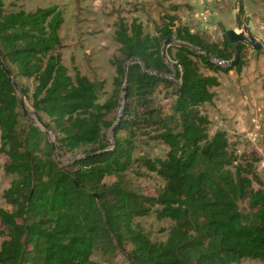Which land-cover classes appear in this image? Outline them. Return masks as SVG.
Listing matches in <instances>:
<instances>
[{"label":"trees","instance_id":"obj_1","mask_svg":"<svg viewBox=\"0 0 264 264\" xmlns=\"http://www.w3.org/2000/svg\"><path fill=\"white\" fill-rule=\"evenodd\" d=\"M6 1L0 0V59L48 124L55 149L36 120L23 114L0 65V153L11 177L3 193L9 208L0 206L7 236L0 264H98L92 259L97 249L116 248L134 264L264 260V182L252 164L237 162L225 130L209 134L210 119L202 110L213 102L218 72L241 74L245 43L239 42V61L230 66L225 64L232 58L226 31L221 42H210L176 25L174 16H167L155 34L144 32L136 19L130 24L119 19L114 87L99 103L101 84L77 68L71 75L62 62L64 17L58 6L7 11ZM166 38L202 51L169 45V64L161 54ZM19 77L35 80L31 96ZM160 88L174 96L172 122L155 105ZM114 125L109 143L107 132ZM138 135L165 144V156L134 159ZM77 150L82 154L68 164L56 159V152ZM135 161L164 181L155 195L122 183ZM113 176L117 180L107 183ZM153 207L159 219L174 222L164 241H151L134 226L135 217Z\"/></svg>","mask_w":264,"mask_h":264},{"label":"rangeland","instance_id":"obj_2","mask_svg":"<svg viewBox=\"0 0 264 264\" xmlns=\"http://www.w3.org/2000/svg\"><path fill=\"white\" fill-rule=\"evenodd\" d=\"M57 5L62 11L64 22L59 29L62 46L58 49L71 75L77 68L98 85L99 103H103L112 93L115 67L113 60L118 55V44L114 31L119 19L128 24L136 19L143 30L155 34L167 16L176 18L175 24L186 26L210 42H221L227 29L240 31L245 23L250 32L264 40V0H243V13L236 18L237 0H7V11L24 9L33 11L37 7ZM243 49L244 67L241 74L233 70L218 72L219 85L214 88L212 103L202 106L210 119L209 134L217 129L225 130L229 149L238 161L252 164L260 179L264 182V52L254 50L248 43ZM174 45V44H171ZM169 64L171 61L169 59ZM228 64V63H225ZM201 71L213 74L205 68ZM18 82L31 96L35 86L32 78L19 77ZM29 110H33L30 100L25 98ZM155 105L161 116L169 122L176 115L172 111L174 96L169 90L160 88L154 96ZM124 101L116 109L120 114ZM35 120L34 116H27ZM49 131V137L53 140ZM109 143L112 142L107 132ZM167 146L162 142L138 135L134 140L132 157L163 158ZM82 154L77 150L70 154H58L61 164H68ZM5 155L0 153V206L9 208L3 199L4 190L9 186L10 175L3 170ZM124 186L143 195H155L164 186V181L153 171L135 161L120 178ZM117 177L106 178L110 183ZM242 210L246 204L241 203ZM134 219V226L148 236L151 241H164L173 221L159 219L154 211ZM6 232L0 224V245L6 239ZM131 246H127L130 250ZM92 259L98 264H134L122 250L116 248L104 252L97 249ZM236 264H264V260L244 258Z\"/></svg>","mask_w":264,"mask_h":264},{"label":"water","instance_id":"obj_3","mask_svg":"<svg viewBox=\"0 0 264 264\" xmlns=\"http://www.w3.org/2000/svg\"><path fill=\"white\" fill-rule=\"evenodd\" d=\"M243 10H244L243 0H237V14H236L237 19L239 18V15L243 13ZM226 36H227L228 42H229L230 47H231V52H232L231 60L226 62L230 66H235L239 61V57H240L239 46H238L239 42H246L254 50L264 52V40L258 39L255 35H253L245 23L241 24L240 31H236L235 29H232V28L227 29L226 30ZM171 44H174L176 46H185L187 48H190L193 52H201L202 51V49L194 47V46H192L188 43H185L183 41H178V40H174L171 38H166L164 40L162 48H161L162 58L166 62L169 61V58L167 55V47ZM205 53H208V52L205 51ZM212 58L215 59V56H212ZM221 63H222L221 61H218V64H221ZM127 64L128 63H126L125 66H127ZM0 65L2 66L4 72L8 76V79L11 81L15 90L17 91L18 105L22 108L23 114L26 116L33 115L36 122L43 128L45 133L49 136L48 124L44 120L41 119L39 114L34 109L33 110L28 109V107L26 105V101H25V96L21 92L17 82L12 78L9 70L6 68L4 62L1 59H0ZM114 128H115V125L112 126V128L110 130V134L113 132ZM51 146L55 149V143L53 142V140H51Z\"/></svg>","mask_w":264,"mask_h":264},{"label":"built area","instance_id":"obj_4","mask_svg":"<svg viewBox=\"0 0 264 264\" xmlns=\"http://www.w3.org/2000/svg\"><path fill=\"white\" fill-rule=\"evenodd\" d=\"M261 165L263 166L264 165V162H262Z\"/></svg>","mask_w":264,"mask_h":264}]
</instances>
